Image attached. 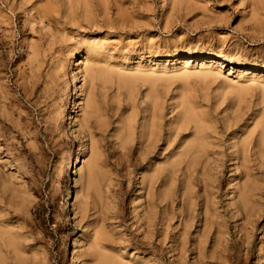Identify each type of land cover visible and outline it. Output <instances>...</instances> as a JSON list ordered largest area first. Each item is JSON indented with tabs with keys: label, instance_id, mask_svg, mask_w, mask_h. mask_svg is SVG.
<instances>
[{
	"label": "rangeland",
	"instance_id": "rangeland-1",
	"mask_svg": "<svg viewBox=\"0 0 264 264\" xmlns=\"http://www.w3.org/2000/svg\"><path fill=\"white\" fill-rule=\"evenodd\" d=\"M0 250L264 264V0H0Z\"/></svg>",
	"mask_w": 264,
	"mask_h": 264
},
{
	"label": "bare ground",
	"instance_id": "bare-ground-1",
	"mask_svg": "<svg viewBox=\"0 0 264 264\" xmlns=\"http://www.w3.org/2000/svg\"><path fill=\"white\" fill-rule=\"evenodd\" d=\"M72 82H73V80H72ZM74 82H75V81H74ZM74 82H73V83H74ZM71 85H72V83H71ZM72 86H74V85H72ZM14 250H15V249H14ZM2 252H3V250H0V254H1ZM14 252H15L14 254H18L16 250H15Z\"/></svg>",
	"mask_w": 264,
	"mask_h": 264
}]
</instances>
